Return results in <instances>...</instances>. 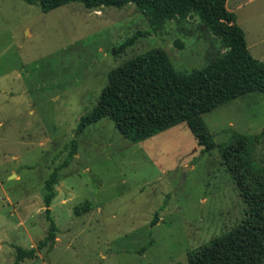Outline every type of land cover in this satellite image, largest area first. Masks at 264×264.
I'll list each match as a JSON object with an SVG mask.
<instances>
[{
	"label": "rangeland",
	"instance_id": "1",
	"mask_svg": "<svg viewBox=\"0 0 264 264\" xmlns=\"http://www.w3.org/2000/svg\"><path fill=\"white\" fill-rule=\"evenodd\" d=\"M226 8L250 55L264 63V0H226ZM148 29L132 4L87 10L69 3L42 13L37 4L0 0V264H15L16 247L35 248L46 235L43 186L55 168L54 242L19 264H187L189 252L244 218L217 149L202 154L198 142L202 133L216 145L232 133L258 134L263 93L139 143L107 118L75 134L108 73L124 62L161 49L175 70L189 73L224 51L192 17L167 22L112 55L113 47ZM251 157L264 167V138Z\"/></svg>",
	"mask_w": 264,
	"mask_h": 264
},
{
	"label": "trees",
	"instance_id": "2",
	"mask_svg": "<svg viewBox=\"0 0 264 264\" xmlns=\"http://www.w3.org/2000/svg\"><path fill=\"white\" fill-rule=\"evenodd\" d=\"M37 4L47 13L69 3L84 9H120L132 4L148 22V30L136 31L112 48L117 56L138 38L163 30L170 21L196 17L224 50L220 57L189 73L175 70L165 52L151 49L111 70L90 113L79 118L76 135L103 118L127 140L139 143L168 128L191 124L217 107L245 94H264V63L254 59L246 46L244 33L236 24L226 0H22ZM264 138V128L254 135L232 133L230 140L216 145L202 133L201 153L217 149L221 164L229 173L245 205L244 218L225 233L211 238L187 255V264H264V167L251 157ZM67 158L75 155L76 141L69 142ZM61 167H59L60 169ZM55 168L43 186L44 216L47 232L35 248H15V264L33 259L35 253L53 243L57 232L50 218V202L57 182ZM154 215L150 226L157 223Z\"/></svg>",
	"mask_w": 264,
	"mask_h": 264
}]
</instances>
